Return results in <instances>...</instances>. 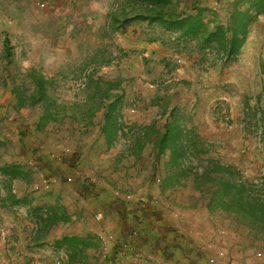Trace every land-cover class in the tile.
<instances>
[{
	"label": "rangeland",
	"instance_id": "374dc122",
	"mask_svg": "<svg viewBox=\"0 0 264 264\" xmlns=\"http://www.w3.org/2000/svg\"><path fill=\"white\" fill-rule=\"evenodd\" d=\"M155 8L169 20L204 9L209 29L236 8L251 22L226 57L137 18ZM217 162L235 171L225 180L264 183V1L0 0V167L24 172L0 170V264H86L52 243L72 233L101 238L89 264H264V238L206 207L215 181L200 176L220 177ZM169 172L182 175L162 187ZM147 182L152 198L119 193ZM58 201L71 219L47 228L33 207Z\"/></svg>",
	"mask_w": 264,
	"mask_h": 264
},
{
	"label": "trees",
	"instance_id": "16d2710c",
	"mask_svg": "<svg viewBox=\"0 0 264 264\" xmlns=\"http://www.w3.org/2000/svg\"><path fill=\"white\" fill-rule=\"evenodd\" d=\"M249 1L255 7H259L264 0ZM157 2L159 4L162 0H157ZM203 13L204 9H200L196 13L188 14L187 16L176 13L172 14L170 16L171 19L169 20L164 18L162 9L159 10L158 8H155L146 15L138 14L137 18H145L150 22H159L160 24L167 25L168 27H174L175 31L181 33L184 37H195L197 35H201L202 47L207 48V46L213 45L219 53H222V55L226 57H230L240 51L248 35V27L251 22L250 14L236 8L231 14L229 27L217 23L214 25L213 29H209L211 22L204 18ZM44 84L45 80L40 79L38 92L40 100L45 98ZM111 108L112 106H109L108 111H110ZM45 110L47 109L45 108ZM47 115H49L48 112L45 116ZM42 121H44V119ZM108 123L109 122L106 121L100 127L101 132L106 137L108 136L107 143L110 142L111 139L106 131ZM167 142H169L167 137L160 141L159 146L161 147L162 152H164ZM171 157V161H176L177 156L174 149L172 150ZM214 167L216 168L214 173L220 177L214 176L208 169L200 176V178H203L204 180L207 179L215 181L211 195L207 198L208 203L206 204V207L208 209L220 208L224 211L230 212L231 214L239 216L244 224L249 226L251 230L255 231L257 237L264 238V183L258 185L249 178L238 181L233 179L225 180L224 176L229 175L232 177L235 175V171L232 170L231 166H220L217 162ZM6 169H10L14 177L24 175V172L16 164H6L0 167V170ZM180 175L182 174L169 172L161 181L162 187L173 185L174 180H176ZM198 176L199 175H197V177ZM33 209L41 211L38 218L41 219V221L46 222L47 228L52 225L55 226L60 223L68 222L71 219V213L68 208L59 201L54 204H49L46 207H33ZM47 231L48 229L45 230V235H47ZM101 242V238L96 234L72 233L63 234L52 243L57 247H65L69 251V263H73L75 261H86V264H89L87 262L89 250H100Z\"/></svg>",
	"mask_w": 264,
	"mask_h": 264
},
{
	"label": "crops",
	"instance_id": "0c3cea01",
	"mask_svg": "<svg viewBox=\"0 0 264 264\" xmlns=\"http://www.w3.org/2000/svg\"><path fill=\"white\" fill-rule=\"evenodd\" d=\"M104 123V121H102L99 125H98V128H100L101 127V125ZM104 134L101 132V128H100V132H99V134H98V138H100V141H103V138H104ZM106 137V136H105ZM98 138H96V139H98ZM91 146V148H94L95 147V145H90ZM91 150V149H90ZM83 165V164H82ZM90 168V167H89ZM82 173L83 174H85L86 175V173L88 174L89 173V171H85V169H84V167H82ZM90 173H92V170H91V172ZM138 183H140V182H138ZM125 184H127V183H125ZM139 185V184H138ZM124 187H125V189L124 188H122V190L119 192V193H123V195H124V197L127 199V202L129 203V201L130 200H128V199H131L132 198V194H133V197L134 198H144V196H143V194L144 193H147V194H145V197H146V199H149V198H152L151 197V195H150V197H149V184H148V182H147V184H146V186H142V185H140L139 186V188H135V187H132L131 185H123ZM136 187H138L137 186V184H136ZM132 189V190H131ZM146 190V192H143V191H145ZM113 191V190H112ZM104 199H106L105 201H108V200H110L111 198L110 197H108V195L107 196H104ZM90 200V199H89ZM83 202H89V201H85L83 198L82 199H80V203H83ZM130 202H133V200H131ZM76 208H77V206H75ZM111 211V213H114V214H116V216L115 217H118V215L119 216H127V221H128V219H131V217H133V215L136 213V212H131V211H127V212H121V214L119 213V211H117V210H113L112 208L110 209ZM137 217L138 218H140L141 216H142V213H141V211H138L137 213ZM154 218V217H153ZM140 220L143 222V224H144V222L145 223H148V219H143V217H141L140 218ZM124 220H122V222H123ZM139 225H141V224H139ZM150 233H152V234H155V232L152 230ZM84 234H86V233H84ZM149 239H150V244L152 243V239H151V234H149ZM153 243H155V241L153 240ZM146 246H147V244H145ZM144 245V246H145ZM215 261V260H214Z\"/></svg>",
	"mask_w": 264,
	"mask_h": 264
},
{
	"label": "built area",
	"instance_id": "2783aa9c",
	"mask_svg": "<svg viewBox=\"0 0 264 264\" xmlns=\"http://www.w3.org/2000/svg\"><path fill=\"white\" fill-rule=\"evenodd\" d=\"M45 5H46L45 2L40 3L41 7H45ZM57 180H58L57 178H55L54 180L53 179L45 180L44 185L46 186V188H50L53 185V181L56 182ZM72 180L73 178L71 176L68 177V181H72ZM214 260L215 259H212V262H214Z\"/></svg>",
	"mask_w": 264,
	"mask_h": 264
}]
</instances>
